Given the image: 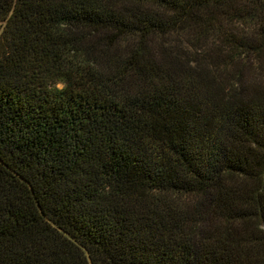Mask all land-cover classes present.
<instances>
[{"label":"trees","instance_id":"1","mask_svg":"<svg viewBox=\"0 0 264 264\" xmlns=\"http://www.w3.org/2000/svg\"><path fill=\"white\" fill-rule=\"evenodd\" d=\"M0 264H264V0H0Z\"/></svg>","mask_w":264,"mask_h":264}]
</instances>
